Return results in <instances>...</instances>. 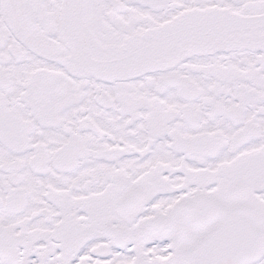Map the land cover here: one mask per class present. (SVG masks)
Instances as JSON below:
<instances>
[{
	"label": "snow or ice",
	"instance_id": "snow-or-ice-1",
	"mask_svg": "<svg viewBox=\"0 0 264 264\" xmlns=\"http://www.w3.org/2000/svg\"><path fill=\"white\" fill-rule=\"evenodd\" d=\"M0 264H264V0H0Z\"/></svg>",
	"mask_w": 264,
	"mask_h": 264
}]
</instances>
